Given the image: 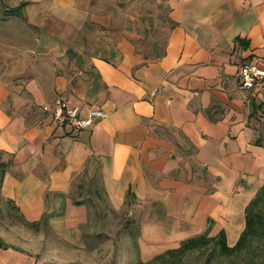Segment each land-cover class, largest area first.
Instances as JSON below:
<instances>
[{"label": "crops", "instance_id": "obj_1", "mask_svg": "<svg viewBox=\"0 0 264 264\" xmlns=\"http://www.w3.org/2000/svg\"><path fill=\"white\" fill-rule=\"evenodd\" d=\"M14 2L26 40L0 60V196L55 244L0 247V264H84L111 215L142 261L159 253L141 241L208 227L233 245L264 184V95L239 76L264 65V0ZM58 98L106 116L76 131Z\"/></svg>", "mask_w": 264, "mask_h": 264}, {"label": "rangeland", "instance_id": "obj_2", "mask_svg": "<svg viewBox=\"0 0 264 264\" xmlns=\"http://www.w3.org/2000/svg\"><path fill=\"white\" fill-rule=\"evenodd\" d=\"M15 6L14 0H0V60L8 53L9 46L13 43L21 42L25 39L26 31L23 22L14 16L5 15L6 8ZM26 40V39H25ZM264 135V126L260 129V136ZM104 203V202H101ZM101 205V204H100ZM260 213L262 215V228L259 232L249 240L247 245L240 251L231 255L223 254L219 246L215 242H210L207 245L190 249L181 256H173L165 254L162 258L145 259L143 264H264V196L259 201ZM110 212V211H109ZM110 225L106 226V233L110 239L101 243V251L96 250L95 257L83 258L84 264H140L141 257L137 251V244L130 238L125 241H118L116 238L115 224L118 219L111 215ZM102 226L101 222L99 223ZM44 234L45 239L49 237L46 235V227L42 224L39 228ZM209 235H214L209 233ZM39 232L36 227L27 224L17 213L15 208L1 198L0 196V239L8 245L7 248L19 249L22 251L37 252L43 245L55 244L51 238L49 241H40ZM154 240V239H153ZM141 241L140 248L142 253L146 252L145 246L153 245L156 247L155 253H163L169 248L178 247L182 241L178 243H165L160 241ZM236 241L233 243V245ZM232 246L230 243H228ZM5 248V247H1ZM5 248V249H7ZM24 248V249H23Z\"/></svg>", "mask_w": 264, "mask_h": 264}, {"label": "trees", "instance_id": "obj_3", "mask_svg": "<svg viewBox=\"0 0 264 264\" xmlns=\"http://www.w3.org/2000/svg\"><path fill=\"white\" fill-rule=\"evenodd\" d=\"M26 2H21L18 5L12 6V7H7L5 15L7 16H19L22 15L23 7L25 6ZM241 38H237L236 41H240ZM257 102V101H256ZM254 101L253 105H255V109H261L262 106L264 105V102L261 101L259 103H256ZM264 112V109H263ZM256 144L260 145L264 148V135L259 136L258 139L256 140ZM264 196V184L260 188V191L257 193V195L249 202V204L246 207V224L245 228L241 232L238 240L236 243L232 246H230L227 242V237L225 230L222 228L220 229L215 235H209V227L205 230L204 233H201L199 235L189 237L182 241V243L176 247V248H169L163 253H160L156 255L154 258H162L165 256V254H170L173 256H181L185 252H187L190 249H194L200 246H204L209 244L210 242H215L219 248L220 251L223 254H228L231 255L237 251L242 250L249 240L253 238L259 230L262 228V215L259 207V201L261 198ZM14 207V206H13ZM16 208V207H14ZM31 226H37V223H30ZM136 243V242H135ZM0 247H5L7 248L8 245H6L2 239H0ZM145 263L144 261H140V264Z\"/></svg>", "mask_w": 264, "mask_h": 264}, {"label": "built area", "instance_id": "obj_4", "mask_svg": "<svg viewBox=\"0 0 264 264\" xmlns=\"http://www.w3.org/2000/svg\"><path fill=\"white\" fill-rule=\"evenodd\" d=\"M240 82L246 89L264 95V65L246 61L240 66ZM53 116L58 123H69L74 130L79 131L89 127L96 119L106 116L101 109H93L86 116L79 114V109L68 108L66 101L56 99L53 107Z\"/></svg>", "mask_w": 264, "mask_h": 264}]
</instances>
